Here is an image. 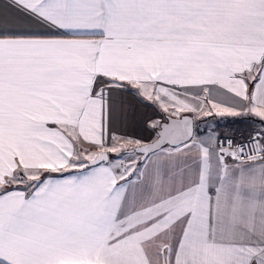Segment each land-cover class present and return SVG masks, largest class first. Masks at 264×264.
<instances>
[{"label":"snow or ice","instance_id":"6c2138e0","mask_svg":"<svg viewBox=\"0 0 264 264\" xmlns=\"http://www.w3.org/2000/svg\"><path fill=\"white\" fill-rule=\"evenodd\" d=\"M0 264H264V0H0Z\"/></svg>","mask_w":264,"mask_h":264},{"label":"trees","instance_id":"16d2710c","mask_svg":"<svg viewBox=\"0 0 264 264\" xmlns=\"http://www.w3.org/2000/svg\"><path fill=\"white\" fill-rule=\"evenodd\" d=\"M236 127H241L240 125H237Z\"/></svg>","mask_w":264,"mask_h":264}]
</instances>
